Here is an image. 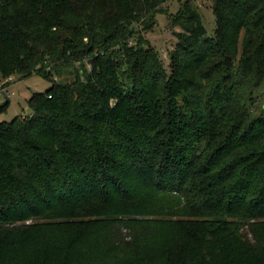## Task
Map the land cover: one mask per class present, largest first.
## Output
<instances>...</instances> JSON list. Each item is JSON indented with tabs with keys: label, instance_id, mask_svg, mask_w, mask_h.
I'll use <instances>...</instances> for the list:
<instances>
[{
	"label": "trees",
	"instance_id": "1",
	"mask_svg": "<svg viewBox=\"0 0 264 264\" xmlns=\"http://www.w3.org/2000/svg\"><path fill=\"white\" fill-rule=\"evenodd\" d=\"M167 1L0 0V82L50 83L0 122V264H264V0H179L168 68Z\"/></svg>",
	"mask_w": 264,
	"mask_h": 264
},
{
	"label": "rangeland",
	"instance_id": "2",
	"mask_svg": "<svg viewBox=\"0 0 264 264\" xmlns=\"http://www.w3.org/2000/svg\"><path fill=\"white\" fill-rule=\"evenodd\" d=\"M191 1L199 11L207 33L211 34L215 26V18L211 8L213 0ZM165 6L166 13H159L156 17V25L149 31H142L141 35L144 42L151 45L157 51L164 66L168 68V53L173 49L176 42L175 33L180 31L178 27H173L170 24L169 15L177 14L179 0H168ZM239 55L240 53H238ZM0 83L11 84L9 87V98L0 96V106L8 101L6 108L0 112V122H9L16 116H29L32 111L28 101L32 94L43 92L50 86V83L39 75H34L27 79L11 77L7 81ZM262 97L263 93L258 92L256 97L257 104L255 105L257 108H260L263 104Z\"/></svg>",
	"mask_w": 264,
	"mask_h": 264
},
{
	"label": "built area",
	"instance_id": "3",
	"mask_svg": "<svg viewBox=\"0 0 264 264\" xmlns=\"http://www.w3.org/2000/svg\"><path fill=\"white\" fill-rule=\"evenodd\" d=\"M9 86L4 83H0V96H4L5 98H9L10 92L8 89Z\"/></svg>",
	"mask_w": 264,
	"mask_h": 264
},
{
	"label": "crops",
	"instance_id": "4",
	"mask_svg": "<svg viewBox=\"0 0 264 264\" xmlns=\"http://www.w3.org/2000/svg\"><path fill=\"white\" fill-rule=\"evenodd\" d=\"M10 85H11V84H9V87H10ZM9 87H8V89H9Z\"/></svg>",
	"mask_w": 264,
	"mask_h": 264
}]
</instances>
